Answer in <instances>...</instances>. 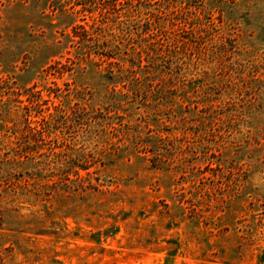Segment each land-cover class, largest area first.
<instances>
[{
	"label": "rangeland",
	"instance_id": "obj_1",
	"mask_svg": "<svg viewBox=\"0 0 264 264\" xmlns=\"http://www.w3.org/2000/svg\"><path fill=\"white\" fill-rule=\"evenodd\" d=\"M95 1L0 0V264H264V0Z\"/></svg>",
	"mask_w": 264,
	"mask_h": 264
},
{
	"label": "trees",
	"instance_id": "obj_2",
	"mask_svg": "<svg viewBox=\"0 0 264 264\" xmlns=\"http://www.w3.org/2000/svg\"><path fill=\"white\" fill-rule=\"evenodd\" d=\"M97 1H99V2H97ZM114 1H115L116 4L119 3V0H114ZM107 2H111V0H96L94 3L91 4V8L90 9H94L93 6H96L97 7L98 6L97 4L99 3L100 6H98V8L101 10V12H103L104 7H105L104 4L106 5ZM120 3H124V0L122 2H120ZM106 10L108 11V9L105 8V11ZM90 11H92V10H90ZM141 21H143V23H142L143 25H145V23L146 24L149 23L148 29L147 28L146 29L143 28V31L145 33L149 34V32H151V29H150L151 24H150L149 18L138 19L135 22V24H139L140 25L141 24ZM129 24H131V23H129ZM85 32H86L85 35H87V36L86 37H82V39L86 40L87 47L89 48L88 42L90 40H92V36L89 35L88 29H85ZM141 51H142V48H141V50H138V46L133 47V48H130L129 50H124V49L121 50L120 46L113 47V46L108 45V43L105 44L103 42L102 51H100V50L92 51V50L89 49V55H92V53H95L94 55H96V56L99 57V61H101V62H103V61L104 62H107L108 65H119V64H122V62H124V61L125 62L128 61V59L137 58L139 56L141 57V55H140V52ZM125 56H127L129 58H127V60H125ZM92 58L93 57L91 56L90 59L92 60ZM117 77H118V80L116 81V83H118V82H121V84L122 83L123 84L125 83V81H126L125 74H122V73L121 74H117ZM128 89H129V86H128ZM130 90L132 91V93H136L137 92V90H133L131 88H130ZM138 90H139V88H138ZM40 115H42V114H40Z\"/></svg>",
	"mask_w": 264,
	"mask_h": 264
}]
</instances>
